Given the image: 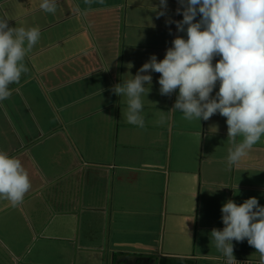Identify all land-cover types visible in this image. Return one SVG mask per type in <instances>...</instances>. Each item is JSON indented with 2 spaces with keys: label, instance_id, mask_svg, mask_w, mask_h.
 I'll return each instance as SVG.
<instances>
[{
  "label": "crops",
  "instance_id": "1",
  "mask_svg": "<svg viewBox=\"0 0 264 264\" xmlns=\"http://www.w3.org/2000/svg\"><path fill=\"white\" fill-rule=\"evenodd\" d=\"M178 6L168 0L160 16L159 0H58L66 19L52 22L62 28L50 62L0 102V150L31 181L19 204L0 198V264H227L211 231L228 199L264 205V137L230 168L226 118L184 119L159 73L142 97L144 128L111 91L186 37L166 23L183 19ZM233 244L237 263L259 261L247 240Z\"/></svg>",
  "mask_w": 264,
  "mask_h": 264
},
{
  "label": "clouds",
  "instance_id": "2",
  "mask_svg": "<svg viewBox=\"0 0 264 264\" xmlns=\"http://www.w3.org/2000/svg\"><path fill=\"white\" fill-rule=\"evenodd\" d=\"M177 3L176 14L183 19L166 23H174L177 32H186V37L177 35L163 59L152 54L131 79L122 80L111 91L126 98L127 122L144 128L142 97L146 86L152 85L151 73H159L160 94L176 93L173 109L184 119L207 121L214 114L226 118L228 138L233 144L227 163L230 168L239 167L264 137V0ZM57 5L58 0H41L39 7L55 14ZM167 8L168 0H159L158 15H166ZM40 39L38 27H12L7 16H0V102L11 96L10 85L19 83L27 71L23 61ZM30 188L29 173L21 160L0 150V198L17 205ZM221 213L224 227L211 231V241L227 264H237L233 241L244 240L257 250L258 264H264V205L257 197L241 204L228 199Z\"/></svg>",
  "mask_w": 264,
  "mask_h": 264
},
{
  "label": "rangeland",
  "instance_id": "3",
  "mask_svg": "<svg viewBox=\"0 0 264 264\" xmlns=\"http://www.w3.org/2000/svg\"><path fill=\"white\" fill-rule=\"evenodd\" d=\"M40 3L41 0H0V16H7L9 18L10 26H24L26 28L35 26L43 28L41 30V39L32 50L27 53L23 61L27 71L22 74L19 83L10 85V88L13 85L20 88L21 85L26 84V80L29 78L32 79L35 76V73L38 76V73L45 69V66H47L46 64L51 60L50 55L46 53L49 51V44L52 43L53 38H56L59 35L60 28H62L61 25L58 24L53 28L52 22L55 17L66 19L65 15L61 16L58 11H56L55 14H49L40 10ZM33 5L37 8L36 10H33ZM38 53H43V56H34ZM35 66L40 69L35 68ZM24 94L27 96L29 93L28 91H25ZM44 105H40L41 108H43Z\"/></svg>",
  "mask_w": 264,
  "mask_h": 264
},
{
  "label": "trees",
  "instance_id": "4",
  "mask_svg": "<svg viewBox=\"0 0 264 264\" xmlns=\"http://www.w3.org/2000/svg\"><path fill=\"white\" fill-rule=\"evenodd\" d=\"M160 264H195V262L188 259L168 258V259H162L160 261Z\"/></svg>",
  "mask_w": 264,
  "mask_h": 264
},
{
  "label": "water",
  "instance_id": "5",
  "mask_svg": "<svg viewBox=\"0 0 264 264\" xmlns=\"http://www.w3.org/2000/svg\"><path fill=\"white\" fill-rule=\"evenodd\" d=\"M126 264H129L130 262L128 261H126L125 262ZM146 264H152V263H146ZM237 264H258V261H250V262H244V263H240V262H238Z\"/></svg>",
  "mask_w": 264,
  "mask_h": 264
},
{
  "label": "flooded vegetation",
  "instance_id": "6",
  "mask_svg": "<svg viewBox=\"0 0 264 264\" xmlns=\"http://www.w3.org/2000/svg\"><path fill=\"white\" fill-rule=\"evenodd\" d=\"M130 264H132V263H130ZM134 264V263H133ZM135 264H139V263H135ZM142 264V263H141Z\"/></svg>",
  "mask_w": 264,
  "mask_h": 264
}]
</instances>
